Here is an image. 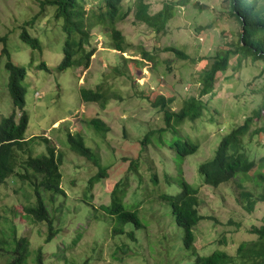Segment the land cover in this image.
<instances>
[{"label": "rangeland", "instance_id": "rangeland-1", "mask_svg": "<svg viewBox=\"0 0 264 264\" xmlns=\"http://www.w3.org/2000/svg\"><path fill=\"white\" fill-rule=\"evenodd\" d=\"M41 1L0 0V37L7 38L0 43V123L14 112L19 118L8 93V56L3 52L6 47L11 60L26 70L23 87L29 125L25 137L36 155L46 153L41 137L64 155L61 187L66 196L43 195L54 230H58L47 242L48 224L36 222L24 212V207L36 203L33 187L17 177L7 180L0 189V235L8 238L9 246L5 253H0V264L13 260L16 238L21 237L30 242L24 264H41L39 250L43 264L191 263L190 252L183 249V231L175 223L170 206L160 200V195H174L181 189L165 182L166 175L174 177V154L170 147L178 136L170 130L159 132L165 127L164 115L151 103L158 96L173 99L169 108L174 112H179L185 101L193 97L203 99L205 104L200 119L178 127L182 136L199 146L184 162L185 179L199 189L200 213L209 217L194 230L197 253L208 255L225 250L235 256L241 243L255 240L250 231L264 224V202L249 213L236 200V184L205 186L199 174V166L215 156L222 138L241 125L247 115H252L263 100L264 62L244 60L236 69V59L230 61L225 73L219 74L213 93L199 97L202 72L217 52L227 49L226 43L238 39L236 22L220 15L225 3L188 0L185 5L177 4L164 31L155 32L136 21V0H125L123 8L128 16L116 26L125 37L126 52L121 54L113 49L108 34L99 27L93 31L96 52L90 67L59 72L63 20L56 18V7L49 6L41 13ZM87 1L85 10L89 12L96 1ZM143 1L155 14L167 0ZM24 31L40 41L41 50H34L20 38ZM173 47L189 58L179 59L167 52ZM144 52L153 60H146ZM42 62L49 71L39 68ZM116 69L122 71L121 75L115 73ZM99 87L113 95L105 106L80 100L78 88ZM93 118L107 124L109 130L105 135L89 129L87 123ZM263 125L264 117L255 121L253 129ZM69 133L84 136L100 166L71 150ZM149 133L150 141L144 144ZM251 150L257 161L264 157V135L253 138ZM100 167L106 169L107 175L90 189L89 181L100 172ZM154 174L159 177V184L152 182ZM238 178L245 187L252 188L253 172ZM122 188L125 192L119 191ZM260 193L258 188L254 194L259 197ZM115 197L130 210H138L143 228L126 226L128 232L134 231L135 240L112 235V219L101 206L109 205Z\"/></svg>", "mask_w": 264, "mask_h": 264}, {"label": "trees", "instance_id": "trees-1", "mask_svg": "<svg viewBox=\"0 0 264 264\" xmlns=\"http://www.w3.org/2000/svg\"><path fill=\"white\" fill-rule=\"evenodd\" d=\"M94 1H96V6L89 12L85 10L87 0H42L40 3L41 13L49 6L56 7V18L63 20V58L57 67L59 72L71 68L85 70L90 67L91 58L96 52V48H93V31L99 27L108 34L113 49L121 54L126 52L125 37L116 26L128 16V12L125 13L123 8L125 0ZM187 1L167 0L159 12L151 14L150 5L144 3L143 0H136L134 16L139 23L147 25L155 32H162L174 17L176 5H185ZM221 1L225 3L226 8L220 12V15L222 13L223 18L236 22L238 39L236 42L230 40L226 43L227 49L217 52L211 65L202 72L199 79L200 98L213 93L219 74L228 70L232 59L237 60L236 69L241 66L244 60L264 62V0ZM20 38L34 50H41L40 41L37 38H32L26 31L22 32ZM6 40V37H0V43L6 42ZM3 52L8 56L5 66L9 73L8 93L14 110L19 112V118L14 112L0 123V189L11 177H17L20 181L29 183L33 187L36 203L24 207V212L34 221L48 224L50 234L47 242H49L58 230H54L43 195L49 193L53 197L66 196L61 187V167L64 155L45 137H41V139L46 144V153L36 155L33 145L26 139L25 135L29 125V116L25 111V89L23 87L26 70L11 60L6 47ZM167 52L174 53L179 59L187 60L189 58L185 52L174 47L167 49ZM143 56L148 61L153 60L149 53L144 52ZM39 68L50 70L45 62H42ZM263 70L264 65L262 73H264ZM115 73L121 75L122 71L116 69ZM77 93L83 103H100L103 106L113 96L103 91L101 87L98 90L78 88ZM202 100L195 97L186 100L179 112H174L169 108L173 104V99L158 96L151 101L152 106L155 109H160L164 115L165 127L159 132L165 133L170 130L178 136L170 147L174 154V177L166 175L165 182L168 185L179 186L181 191L174 195L162 194L160 200L170 206L175 223L183 231V249L190 252L192 259L190 264H264V224L250 231L251 235L256 236V239L241 243L235 251V256L225 250H215L208 255L198 254L195 250L196 235L194 230L209 217L200 213L199 189L193 187L184 177L185 159L194 155L199 150V146L182 136L178 127L184 122L193 123L203 116L205 104ZM263 117L264 93L261 104L254 109L252 115H247L241 125L226 134L219 143L215 156L199 166V174L205 186L218 188L231 182L236 184L237 193L234 192L236 200L249 213L255 210V206L259 202H264V157L257 161V156L251 150L253 138L264 135V125L253 129L255 121ZM87 125L89 129L104 133V135L109 130L107 124L98 118L91 119ZM150 135L151 133L145 137L144 144L149 143ZM68 142L76 155L100 166L97 155L87 147L81 133H69ZM151 162L154 164L153 161ZM252 172L254 179L250 190L245 187L244 181L237 179H239V175L246 178ZM106 175V169L100 167V172L89 181L90 189L95 182H99ZM152 182L159 184L157 174L152 175ZM258 188L261 189L259 197L254 194ZM121 190L125 192L123 188L119 189V191ZM114 191L115 193L118 191L117 187ZM101 210L112 219L114 225L112 235L114 237L127 236L135 240L134 231L128 232L126 226L133 224L137 230L143 228L138 210H130L117 197L109 205H102ZM2 218L0 215V221ZM16 241L14 258L7 264H24L29 255L30 242L28 238H16ZM77 243L78 241L75 240L74 245ZM8 246V238L1 234L0 253H5ZM38 260L43 264L41 250H39Z\"/></svg>", "mask_w": 264, "mask_h": 264}]
</instances>
